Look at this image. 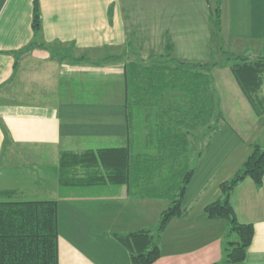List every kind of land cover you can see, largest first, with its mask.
I'll list each match as a JSON object with an SVG mask.
<instances>
[{
	"label": "crops",
	"instance_id": "crops-1",
	"mask_svg": "<svg viewBox=\"0 0 264 264\" xmlns=\"http://www.w3.org/2000/svg\"><path fill=\"white\" fill-rule=\"evenodd\" d=\"M39 1L42 29L35 32L34 0H0V201H57L59 264H133V252L146 245L145 238H124L140 230L149 231L160 247L151 264H223L226 242L237 239L229 235L226 219L210 218L205 208L222 197L221 183L242 168L253 144L264 148V114L254 111L245 135L226 118L208 136L183 197L185 214L161 232L167 196H146L110 181L62 186L60 156L129 144L126 61L87 62L97 51L147 57L163 52L170 41L180 60L213 61L219 102L228 94L247 98L228 76L222 84L215 73L231 70L232 63L215 60L213 42L222 40L221 56L229 50L234 62L264 56L258 48L264 47V0ZM217 7L219 31L213 26ZM33 85L42 97L20 99ZM10 144L28 148L32 157L10 162ZM231 201L238 220L254 225L246 258L232 264H264V181L258 186L246 177L232 189Z\"/></svg>",
	"mask_w": 264,
	"mask_h": 264
},
{
	"label": "trees",
	"instance_id": "trees-1",
	"mask_svg": "<svg viewBox=\"0 0 264 264\" xmlns=\"http://www.w3.org/2000/svg\"><path fill=\"white\" fill-rule=\"evenodd\" d=\"M213 26L220 30L219 7ZM33 28L35 32L42 29L39 0H34ZM231 70L256 115L262 116L264 56L239 58L231 64ZM212 76V67L176 58L170 41L161 53L127 61L124 85L129 144L83 153L62 152V186L110 181L127 183L146 196L165 195L170 204L161 213L158 232L163 231L173 217L185 214L183 197L196 169V163L190 166L191 136L205 126L211 129V135L220 126L215 124L216 118L225 117ZM4 130L9 139L5 126ZM133 147L142 151L135 152ZM246 177L258 186L263 184L264 148L258 143L253 144L236 175L221 183L222 197L205 208L210 218L228 221L229 235H238L237 240L226 242L223 264L244 260L253 240L254 225L238 220L231 201L232 189ZM138 238H145L146 245L133 252V264H151L161 254L159 244L146 230L132 232L124 239L131 243ZM0 264H59L57 201H0Z\"/></svg>",
	"mask_w": 264,
	"mask_h": 264
},
{
	"label": "rangeland",
	"instance_id": "rangeland-1",
	"mask_svg": "<svg viewBox=\"0 0 264 264\" xmlns=\"http://www.w3.org/2000/svg\"><path fill=\"white\" fill-rule=\"evenodd\" d=\"M259 42H260V40H259ZM257 43L258 42H254L253 44H257ZM221 44L225 45L222 40H219V42H218L215 39V41L213 42V45L216 46V48H214V52L216 51L215 52L216 55L218 54L216 56L215 60L221 61V62L222 61H225V62L229 61V64L233 63L235 61V58L232 57L229 50H226L227 53H225V56H221L222 53L220 54V51H219V48L222 47ZM249 48H252V47L249 46ZM258 48L260 50L263 49L262 52L264 55V47L259 46ZM109 50H110V48H109ZM111 50H113V49H111ZM117 52H119V50ZM97 53H94V55L90 56L89 59H87V62H90V63H99L100 62L101 63V62H104L106 60H109V61H111V59L116 60L117 57L120 58L119 61H122V62L126 61L127 62L131 59H138L139 56H141L140 54L133 52V51H130L128 53L126 52L125 54H123L122 52H119L120 54H116L115 51H113V52L111 51L112 54L109 53V55L107 53L102 54V51L101 52L97 51ZM204 65H206L207 67H212V72H213V69L215 66L213 61L210 63H206ZM215 73L218 76H220V81L222 82V84L225 81L224 76H228L231 79V81L233 82V84L236 87H238L239 89H241L240 85L238 84L236 78L234 77V75L230 69L229 70L228 69L227 70H215ZM216 74H214V75L216 76ZM212 75H213V73H212ZM212 77H213V87H214L215 86L214 85V76H212ZM14 80H16V79H14ZM16 83H18L17 80H16ZM38 88H39L38 85L30 86L29 89L31 92L30 93L28 92V94L21 93L19 98L20 99L27 98V99L39 100L42 97L43 91L38 90ZM37 96H38V98H36ZM235 97H237V96L234 94H230V95L228 94L224 101L219 102V108L221 110V113H223V115L225 114L226 117H223V118L217 117L215 124L221 125L223 123V119L226 120V118H227L229 122H231L232 124H236L238 129H240V131L242 130L241 133L244 134L243 130L245 129V127L248 128V126L251 125L252 121L255 118V116H254L255 113H254L253 107L251 106V104H250L249 100H247V98H242V96H240L238 99ZM220 105L222 107H220ZM246 109L248 112H246ZM195 133H196L195 136L194 135L191 136V140H192V143H191L192 149H191V155H190V166L191 167L194 166V164L197 162V160L199 158V152L202 149L203 143L207 140L208 136L210 135L211 129H209L205 126L204 128L201 127L199 130H196ZM7 146H8V148L6 149V151L10 154L8 156V157H10L9 158L10 162L12 160L13 161L15 160L17 163H19L21 161L20 159H22V160L25 159L24 157H28V158L32 157V155L30 153H28L29 150L26 147L16 146L15 144H13L12 146H11V144L7 145ZM22 156H23V158H21ZM235 237H236V239H238L237 234H235Z\"/></svg>",
	"mask_w": 264,
	"mask_h": 264
}]
</instances>
